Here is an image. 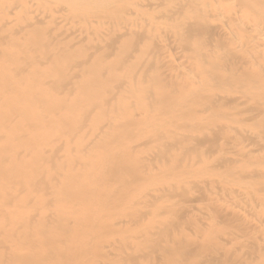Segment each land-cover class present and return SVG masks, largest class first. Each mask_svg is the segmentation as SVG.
<instances>
[{"label":"bare ground","instance_id":"6f19581e","mask_svg":"<svg viewBox=\"0 0 264 264\" xmlns=\"http://www.w3.org/2000/svg\"><path fill=\"white\" fill-rule=\"evenodd\" d=\"M0 264H264V0H0Z\"/></svg>","mask_w":264,"mask_h":264}]
</instances>
